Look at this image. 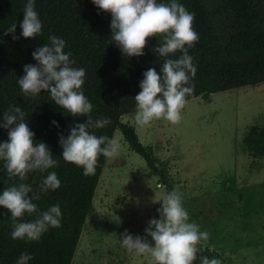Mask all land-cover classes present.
<instances>
[{"label": "trees", "instance_id": "obj_1", "mask_svg": "<svg viewBox=\"0 0 264 264\" xmlns=\"http://www.w3.org/2000/svg\"><path fill=\"white\" fill-rule=\"evenodd\" d=\"M170 4L172 0H157ZM194 13L193 28L199 35L189 55L197 67L192 80L195 88L186 100L202 96L211 99L214 92L243 86H255L264 82V0H176ZM27 0H0V121L10 106H18L26 114V122L35 133L34 142L48 145L59 166L45 172L34 170L26 179L10 177L0 160V195L20 183L31 185L34 191L48 172H56L61 186L56 190L40 193V200L33 202L40 212L50 206L60 205V228H51L39 241L11 238L13 230L11 212L0 205V264H16L22 253L33 259L28 264H72L86 219L94 208V197L99 185L106 157L100 155L94 175L85 176L83 168L62 158L60 136L67 137L76 123H85L87 117H73L50 99V93L42 90L36 97L23 95L18 80L24 73V65L37 64L32 53L56 35L66 42L64 51L70 52L74 68L85 69L83 92L92 103L90 113L95 122L109 119L103 128L91 127L88 131L96 136L113 138L120 129L130 147L147 161L151 172L158 176V183L172 191L170 173L159 164L153 146L145 144L134 124L123 120V115L136 111L135 96L141 91L143 73L155 68L161 73L163 58L153 50L160 46V37H149L144 55L126 57L112 41L110 27L112 15L100 10L92 0H35V10L43 24L42 36L24 38L20 22ZM16 23L13 40L5 30ZM162 39V38H161ZM177 52L169 58L176 59ZM57 121L59 127L52 123ZM8 140V130L0 127V143ZM244 145L254 158L264 157V127L254 126L246 134ZM103 146V145H102ZM31 195V194H30ZM36 219L25 214L23 220ZM203 244V243H202ZM200 253L220 264H230L216 248L204 245Z\"/></svg>", "mask_w": 264, "mask_h": 264}, {"label": "clouds", "instance_id": "obj_2", "mask_svg": "<svg viewBox=\"0 0 264 264\" xmlns=\"http://www.w3.org/2000/svg\"><path fill=\"white\" fill-rule=\"evenodd\" d=\"M98 9L112 15V41L122 50L126 57L144 55V48L149 37H160V46L153 50L163 58L161 73L149 68L143 73L140 82L141 91L135 96L136 126H149L153 120L161 118L171 124H179L181 112L186 105V96L194 92L192 80L197 73L189 49L195 47L199 40L193 28L194 13L185 6L172 0L170 4L158 3L157 0H92ZM24 18L20 22L21 36L35 38L42 36L43 24L35 10V0H27L23 9ZM16 23H12L4 35L12 34L13 40L20 39L15 34ZM162 38V39H161ZM50 43L38 47L33 53L37 64L24 65V75L18 84L24 96L36 97L42 90L50 93V99L73 117H87L85 123H76L67 137L60 136L63 148L62 158L83 168L85 176L94 175L98 157L103 155L112 159L119 155L120 141L113 137L96 136L89 128H103L109 119H91L92 103L85 96L82 86L85 82V69L74 68L71 53L64 51L66 42L56 35L48 37ZM180 52L179 58L169 55ZM26 114L21 107L10 106L4 112L0 127L8 130V140L0 143V160L8 176H18L21 181L34 170L45 172L59 166L52 152L44 142L35 143V133L26 122ZM59 127L57 121H52ZM103 145V146H102ZM61 186L57 173L48 172L41 181L38 190L31 185L20 183L5 189L0 195V205L11 212L13 230L11 238L26 241H39L51 228H60L62 211L59 204L50 206L40 212L33 201L40 200V193L56 190ZM31 194V195H30ZM158 209L160 218H152L145 229L147 236H133L125 231L122 234V246L128 252L152 258L153 264H220V261L199 255L202 242L206 243L210 234L199 231V226L189 221V214L182 206V194L173 190L166 194ZM25 214L36 215L32 221H24ZM33 259L29 253H22L16 264H28Z\"/></svg>", "mask_w": 264, "mask_h": 264}, {"label": "rangeland", "instance_id": "obj_3", "mask_svg": "<svg viewBox=\"0 0 264 264\" xmlns=\"http://www.w3.org/2000/svg\"><path fill=\"white\" fill-rule=\"evenodd\" d=\"M186 101L179 124L161 118L139 128L136 111L123 120L136 126L168 169L188 222L210 234L202 243L221 251L230 264H264V157H252L244 145L252 127H264V82ZM114 137L120 153L106 159L72 264H153L150 256L128 252L121 238L125 231L147 236L148 222L160 218L162 201L156 200L167 187L120 129ZM147 240L154 245L150 236Z\"/></svg>", "mask_w": 264, "mask_h": 264}, {"label": "bare ground", "instance_id": "obj_4", "mask_svg": "<svg viewBox=\"0 0 264 264\" xmlns=\"http://www.w3.org/2000/svg\"><path fill=\"white\" fill-rule=\"evenodd\" d=\"M92 222V221H91ZM90 224V223H89ZM90 229V228H89Z\"/></svg>", "mask_w": 264, "mask_h": 264}]
</instances>
